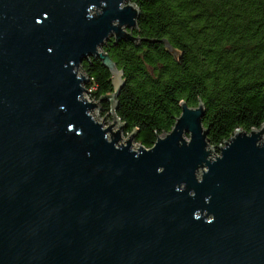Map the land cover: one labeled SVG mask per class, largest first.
Masks as SVG:
<instances>
[{"label": "water", "instance_id": "95a60500", "mask_svg": "<svg viewBox=\"0 0 264 264\" xmlns=\"http://www.w3.org/2000/svg\"><path fill=\"white\" fill-rule=\"evenodd\" d=\"M138 17L130 0H0V264H264V122L214 147L203 103L183 102L147 148L122 140L115 99L113 124L94 116L82 62L118 94L103 48L136 42Z\"/></svg>", "mask_w": 264, "mask_h": 264}, {"label": "trees", "instance_id": "16d2710c", "mask_svg": "<svg viewBox=\"0 0 264 264\" xmlns=\"http://www.w3.org/2000/svg\"><path fill=\"white\" fill-rule=\"evenodd\" d=\"M139 10L137 39L109 40L123 71L118 94L100 58L82 62L90 96L113 111L127 135L147 148L171 131L182 103L204 106L208 141L264 122V0H130ZM104 97L106 99L102 100Z\"/></svg>", "mask_w": 264, "mask_h": 264}, {"label": "rangeland", "instance_id": "374dc122", "mask_svg": "<svg viewBox=\"0 0 264 264\" xmlns=\"http://www.w3.org/2000/svg\"><path fill=\"white\" fill-rule=\"evenodd\" d=\"M87 97H88V99L90 100V101H92V102H97L98 100L97 99H94L93 97H91L90 96V93H89V91L87 92ZM99 105L101 106L100 108H97V107H95L94 108V111H93V114H94V116L99 120V121H102L103 120V118L105 117L104 115H103V113H105V111H104V108L102 107V102L101 101H99ZM114 115L113 114H108L106 117H105V119L103 120V122H105V125H109V124H113L114 123ZM119 128H120V124L119 123H115L114 124V126H113V129L115 130V131H117V130H119ZM122 140L124 141V140H126V139H128V137H129V135H127L125 132H124V130L122 131ZM134 143H135V145L136 146H138V144L139 143H137L136 141H135V137H134V141H133ZM217 154H219L218 152H217Z\"/></svg>", "mask_w": 264, "mask_h": 264}]
</instances>
